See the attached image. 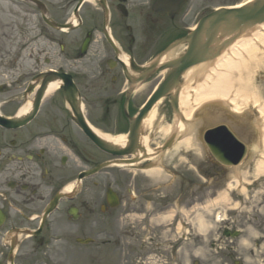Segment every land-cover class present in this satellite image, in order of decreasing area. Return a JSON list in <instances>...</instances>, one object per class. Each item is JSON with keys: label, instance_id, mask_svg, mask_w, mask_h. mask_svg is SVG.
<instances>
[{"label": "flooded vegetation", "instance_id": "1", "mask_svg": "<svg viewBox=\"0 0 264 264\" xmlns=\"http://www.w3.org/2000/svg\"><path fill=\"white\" fill-rule=\"evenodd\" d=\"M241 1L25 0V46L6 56L9 64L0 57L11 73L0 82V111L18 120L25 107L37 113L22 127L0 123V264H73L66 258L82 248L96 256L100 239L107 264H190V221L205 203L190 193L218 192L236 170L212 150L245 163L259 156L252 146L263 135L252 115L215 105L195 116L184 145L170 97L152 120L146 104L190 49L198 22ZM93 135L108 140V151ZM217 241L225 260L228 244Z\"/></svg>", "mask_w": 264, "mask_h": 264}, {"label": "bare ground", "instance_id": "2", "mask_svg": "<svg viewBox=\"0 0 264 264\" xmlns=\"http://www.w3.org/2000/svg\"><path fill=\"white\" fill-rule=\"evenodd\" d=\"M252 33L250 37L243 36L236 41L231 48L215 61L209 71L208 66L190 70L188 77L190 80H197V75L201 72H205L206 76L205 81L200 83L194 90L191 88L186 89L180 96V107L186 121L190 119L194 111V106L191 105V93L194 94L193 101L196 106L212 100L230 101L235 106L240 97H243L242 102H249L252 99L246 91L235 90L245 71L261 51H264V24L257 26ZM52 88L50 87V89ZM155 108L150 113L149 120L155 117ZM28 112L29 108L25 107L20 115L24 116ZM262 113H264L263 108ZM182 129L183 126H180L179 130ZM227 200L228 195L226 192L221 193L220 197L217 198L218 202Z\"/></svg>", "mask_w": 264, "mask_h": 264}, {"label": "water", "instance_id": "3", "mask_svg": "<svg viewBox=\"0 0 264 264\" xmlns=\"http://www.w3.org/2000/svg\"><path fill=\"white\" fill-rule=\"evenodd\" d=\"M264 22V0H257L254 4L234 11H220L211 15L201 22L199 30L190 42V63L191 67L204 61L209 53L210 46L214 43L216 36L242 33L257 24ZM206 36V42H201V36ZM203 44V45H202ZM187 60H184L186 62ZM184 64V63H183ZM161 97L155 96L154 101ZM10 122V121H5Z\"/></svg>", "mask_w": 264, "mask_h": 264}, {"label": "rangeland", "instance_id": "4", "mask_svg": "<svg viewBox=\"0 0 264 264\" xmlns=\"http://www.w3.org/2000/svg\"><path fill=\"white\" fill-rule=\"evenodd\" d=\"M2 3H4V2H2ZM0 7H1V10L3 12L8 13L6 3L0 4ZM5 20L6 19H4L3 22ZM9 20H10V18H8V21ZM15 35H17V32L12 29L11 25L8 27L7 30H5V26L1 27V29H0V42H2V43L9 42L12 40V37H14ZM5 49H9V47H7ZM194 86H195L194 80L193 81L190 80V87H194ZM235 90L246 91L249 94V96L252 98L249 102H242L243 97H240V100H238V105H239L241 111L246 110V109L250 110L252 105H260V106L264 107V51L261 52L258 55V57L254 59L252 64L245 71V73L243 74V76L241 77V79L238 83L237 88L235 87ZM261 189L263 190V192L261 191ZM251 194L254 195V198H252V196H250V195H245V196H247L246 201L252 202V200H254L256 202V201L263 200L264 199V185L259 187V190H256V191L252 192ZM234 195H235V193H234ZM237 196H234V197L238 198V199H243V197L240 196L239 194H237ZM227 210H228V212H231L230 209H227ZM244 234H245V236L247 235L246 233H244ZM262 241H264V240H262ZM194 243H195L196 247L199 245H205L206 244V243L199 241V240H195ZM191 247L192 246L190 245V249H191ZM242 248H244V247H242ZM244 249H246V248H244ZM62 250H63V246L60 245L57 248L56 252L58 254H61ZM98 252H99L98 259H100V258L103 259V262H104L103 264H105V262H106L105 261V259H106L105 251L99 249ZM210 253L212 255H216L213 250H211ZM246 255H247L246 252L242 255L243 259ZM258 256H259L258 257L259 261H256L253 263L248 261L245 264H263V262L260 259H261V257L264 258V244H263L262 253L258 254ZM212 259H214L213 256H212ZM235 261L242 263V259H235ZM57 264H70V263H66L65 261H63V262L59 261Z\"/></svg>", "mask_w": 264, "mask_h": 264}]
</instances>
